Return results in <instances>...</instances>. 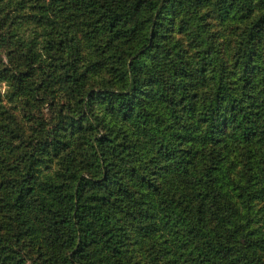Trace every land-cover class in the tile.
<instances>
[{"label":"trees","instance_id":"obj_1","mask_svg":"<svg viewBox=\"0 0 264 264\" xmlns=\"http://www.w3.org/2000/svg\"><path fill=\"white\" fill-rule=\"evenodd\" d=\"M0 264H264V0H0Z\"/></svg>","mask_w":264,"mask_h":264},{"label":"rangeland","instance_id":"obj_2","mask_svg":"<svg viewBox=\"0 0 264 264\" xmlns=\"http://www.w3.org/2000/svg\"><path fill=\"white\" fill-rule=\"evenodd\" d=\"M3 87H4V84H0V89H3Z\"/></svg>","mask_w":264,"mask_h":264}]
</instances>
